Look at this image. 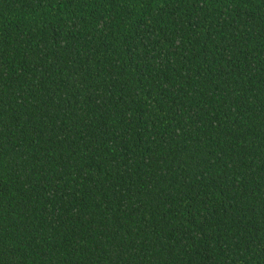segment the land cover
I'll use <instances>...</instances> for the list:
<instances>
[{"label":"trees","instance_id":"trees-1","mask_svg":"<svg viewBox=\"0 0 264 264\" xmlns=\"http://www.w3.org/2000/svg\"><path fill=\"white\" fill-rule=\"evenodd\" d=\"M0 264H264V0H0Z\"/></svg>","mask_w":264,"mask_h":264}]
</instances>
